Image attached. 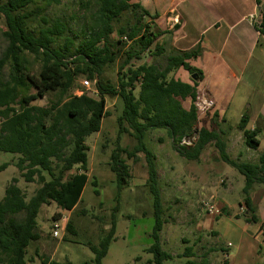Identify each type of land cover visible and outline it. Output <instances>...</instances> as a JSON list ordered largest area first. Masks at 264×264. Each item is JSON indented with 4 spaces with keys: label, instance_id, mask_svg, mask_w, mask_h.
<instances>
[{
    "label": "trees",
    "instance_id": "16d2710c",
    "mask_svg": "<svg viewBox=\"0 0 264 264\" xmlns=\"http://www.w3.org/2000/svg\"><path fill=\"white\" fill-rule=\"evenodd\" d=\"M60 2H0L7 41L0 58V70L7 60L10 64L7 79H0V115L4 117L0 127V150L17 153L16 166L24 181H37L40 184L27 200L16 185V177L5 187V195L0 199V264L27 263L29 245L40 239L36 217L42 205L54 202L60 210L72 212L81 201L83 188L89 178L86 138L100 131L102 119L109 114L106 111V97H118L122 102L116 121V143L108 162L115 174L118 194L129 181L127 160L136 161L138 154L142 153L146 163V185L152 197L154 216L150 232L152 243L146 248L152 255L149 263L164 264V261L173 257L162 249L160 243L164 220L156 157L146 144V134L150 130H165L173 149L189 161H199L202 151L213 144L218 158L244 176L241 193L245 210L241 215L236 214L235 218L243 217L246 222H255V208L249 194L255 185L264 186V150L256 162L232 158L227 152L225 140L215 128V114L211 119L212 125H201L194 131L199 121L194 99L203 73L190 60L201 54L200 44L189 49L176 47L169 54H165L161 44H155L154 49H150L161 35L169 31L154 26L157 16L151 14L139 0L79 1V4L94 9L93 22L80 26L78 30L81 36L75 32L70 34L68 24L61 19L50 20L41 15V24L32 25L41 10L38 4L47 8ZM127 14L131 15V19L117 26ZM261 32L264 34V11ZM120 45L127 49L114 84L103 73L105 67L116 62L115 49ZM24 53L32 54L39 60L40 68L36 74L25 72ZM144 54L150 55L154 61L136 66L131 64ZM160 59L163 62L160 63ZM180 68L189 74L196 73V77L185 82L170 76ZM78 76L94 82L97 97L85 92L70 93ZM29 88H34L35 92L23 94L20 108L16 110L13 106L17 104L19 92ZM51 91L59 92V98L54 103L46 107L32 104ZM187 98L190 100L188 109L182 103ZM247 123L248 117L243 115L237 128L242 133L244 144L256 149L259 130L248 129ZM193 133L195 136L191 138ZM122 134L133 137L135 143L132 148L120 144ZM185 139L188 142L183 143ZM6 166V163L1 164L0 171ZM73 169L75 171L70 173ZM92 183L96 184L95 181ZM117 210L118 205L111 214L109 228L100 231L99 242L96 245L87 243L94 254L93 259L80 264H102L115 234L114 212ZM219 210V214H229L225 206ZM56 216L53 218L58 219ZM65 229L68 234L76 235L71 218ZM62 239L66 240L67 235ZM183 241L186 242L185 239ZM220 250L225 251L222 247ZM195 256L193 248L185 246L179 255L185 258L181 264H209L206 253L200 260H196ZM42 261H49V264H74L70 261H52L46 257Z\"/></svg>",
    "mask_w": 264,
    "mask_h": 264
},
{
    "label": "rangeland",
    "instance_id": "374dc122",
    "mask_svg": "<svg viewBox=\"0 0 264 264\" xmlns=\"http://www.w3.org/2000/svg\"><path fill=\"white\" fill-rule=\"evenodd\" d=\"M6 0H0L4 2ZM81 0H61L60 4L47 7L38 4L41 10L38 11V18L34 20L35 24H41L39 18L43 15L45 18L61 19L68 24L71 32L77 33L80 26L90 25L93 20L94 9L87 8L79 4ZM83 1V0H82ZM148 1V2H147ZM142 4L151 14L156 15L155 25L157 29L169 31L161 35L150 49H154L155 44H161L165 48V54H169L172 49L192 48L191 43L181 45L176 41L178 35L177 29L181 25L179 13L176 11V0H147ZM162 2L165 5L164 10L157 12L158 5ZM188 3H179V10H187ZM159 7V6H158ZM162 11V12H161ZM177 14L178 25L172 27L169 25L170 16ZM162 16H159V15ZM131 15H124L117 26L124 24ZM191 23L184 28V32L189 30ZM172 27V28H171ZM172 29V30H171ZM6 31L5 21L0 15V58L3 56L7 41L4 35ZM116 36L114 35L113 38ZM81 37H78L80 39ZM79 40H77L78 42ZM127 48L118 46L116 51V62L113 65L105 67L103 76L112 83L117 82L119 66L124 60V54ZM25 72L36 74L40 68V62L32 54L24 53ZM159 59V58H158ZM192 60V59H191ZM148 54H144L141 59L133 60L131 64L136 66L143 62H152ZM160 63L163 59H160ZM123 69L122 71H124ZM10 71L9 60L5 62L0 70V79L6 80ZM180 71H184L180 69ZM170 76L181 78L180 73L173 72ZM191 74H187L184 79L190 80ZM85 77L78 76L70 93L81 87V81ZM35 92L34 88L27 91L21 90L17 99V104L13 107L20 108L21 96L25 93ZM69 95V93H67ZM66 95V96H67ZM97 97V95H93ZM59 98V92L51 91L45 94L43 98L32 102L33 105L46 107L54 103ZM122 109V102L118 97H106V111L109 113L102 119L101 129L86 138L88 150V167L89 178L83 188L81 201L72 210V212L61 211L54 202L44 204L40 207L36 217L37 229L40 239L31 243L27 249V263L38 262L43 257L52 261L65 262L70 261L74 264H80L93 259L94 254L87 246V243L96 245L100 240V231L107 230L110 226L111 214L116 205L118 210L114 212L115 216V234L111 241L107 254L102 259V264H151L149 259L152 255L146 251V248L152 243L150 232L154 224L152 197L146 185L147 170L144 156L142 153L136 161L127 160L129 166V181L124 185L118 194L115 174L110 170L108 162L110 154L115 147L117 137V117ZM210 112V111H209ZM206 114H198L199 121L194 127L196 131L201 125L210 126L212 121ZM230 120V118H229ZM4 117L0 115V127ZM230 124V122H229ZM123 135V136H122ZM120 144L131 147L135 141L128 134H122ZM195 136L192 134L191 138ZM237 139V140H236ZM240 139L233 135V142L238 143ZM243 141V138H241ZM243 143V142H242ZM146 144L153 153L157 155L156 163L159 174V189L162 204V219L164 224L160 232V243L162 249L172 254V259L164 261V264H181L185 258L179 257L185 246H191L196 254L195 259L200 260L203 254H207L209 264H225L224 248L227 243L231 242L230 251L237 248V238L235 231L240 232L245 222L242 218L230 220L218 218L208 214L204 206L205 202L214 203L219 209L226 206L227 212L234 216L243 213L242 207L238 205L242 201L241 183L232 180L235 184L233 192H225L224 185L226 178L223 176L218 158L217 149L210 144L207 146V153L200 161H189L173 149L170 138L165 130H150L146 135ZM235 145V144H233ZM241 149V145H235L234 152ZM250 149L252 158L258 151ZM233 151V150H232ZM19 155L0 150V165L6 163L7 166L0 171V199L5 195V187L11 184V179L16 177V185L24 192L25 199H29L40 186L37 181L25 182L20 171L16 166ZM245 157V158H246ZM241 160V159H240ZM226 165V164H225ZM204 167L210 168V181L205 187L202 181L197 177V173ZM226 167L231 168L226 165ZM227 169V168H226ZM73 169L70 173L74 172ZM195 173V174H194ZM95 181L94 185L92 182ZM203 187V188H202ZM97 191V193H96ZM229 205V206H228ZM245 210V208H244ZM66 217L67 221L71 218L72 225L76 235L68 234L66 229L58 237L52 235L53 221L57 220L53 216ZM20 216H18L19 218ZM252 228L254 226H251ZM219 233V236H218ZM67 235V239H62ZM186 240V242L183 241Z\"/></svg>",
    "mask_w": 264,
    "mask_h": 264
},
{
    "label": "crops",
    "instance_id": "0c3cea01",
    "mask_svg": "<svg viewBox=\"0 0 264 264\" xmlns=\"http://www.w3.org/2000/svg\"><path fill=\"white\" fill-rule=\"evenodd\" d=\"M139 1L145 6L147 0ZM176 1L177 7L179 3H188L187 10L183 12L176 7L181 20V25L177 29L178 35L175 36L176 41L181 45L191 43L192 46L199 43L202 49L201 54L190 60V63L203 73V79L199 82L197 90L207 93L215 102L208 116L210 119L213 114L217 116L214 117L215 128L225 140L227 152L232 158L256 162L259 154L264 150V34L258 33L256 28L245 20V16L252 12L262 14L264 0ZM165 5L163 2L158 5L157 12L164 10ZM189 23H191L189 30L184 32V28H187ZM168 24L172 27L178 25L176 13L173 12L170 16ZM180 69L175 71L182 76L179 79L190 82L184 79L187 71H180ZM182 103L184 108L188 109L190 100L187 98ZM243 115L248 117V129L259 130V150L252 158L246 157L251 155L250 148L241 141L242 133L237 128ZM233 135L240 139L238 143L233 142ZM233 144L241 145V149L235 154L232 153L235 149ZM206 153L207 147L202 151L199 161L205 157ZM154 155L157 159V155L155 153ZM219 163L221 174L226 178L224 191L230 194L233 192L235 184L232 180H237L238 184L243 182L242 189L244 176L234 168L226 167L227 164L225 165L223 161ZM210 174L214 172L212 173L207 167L196 174L202 181L203 187L210 181ZM249 196L255 208L253 217L256 221L246 222L243 217H240L245 222V226L240 232L235 231L238 233L235 234L238 241L235 251H230L232 245L230 241L223 248L225 264H264V186L255 185ZM238 205L244 211L243 202L239 201ZM235 215L224 214L217 221L222 218L230 220L235 218ZM65 220L67 224L66 217Z\"/></svg>",
    "mask_w": 264,
    "mask_h": 264
},
{
    "label": "built area",
    "instance_id": "2783aa9c",
    "mask_svg": "<svg viewBox=\"0 0 264 264\" xmlns=\"http://www.w3.org/2000/svg\"><path fill=\"white\" fill-rule=\"evenodd\" d=\"M245 20L253 27L256 28L258 33H261V24H262V14L259 12H252L248 13L245 16ZM87 93L91 96L94 94L96 95V89L94 87V82L89 81L88 79H84L81 81V87L76 88L74 90V94H82ZM214 100L205 92L197 90L195 99H194V105L196 108V111L198 114H206L208 111H210L214 107ZM188 142L187 139L183 141ZM204 206L206 208V211L208 214L216 215L220 213L219 208L211 202H205ZM66 226V220L65 217H59L57 220L53 221L52 224V235L54 237H58L60 234L63 233ZM31 264H49V261H46V263H43L42 260H39L38 262H32Z\"/></svg>",
    "mask_w": 264,
    "mask_h": 264
},
{
    "label": "water",
    "instance_id": "95a60500",
    "mask_svg": "<svg viewBox=\"0 0 264 264\" xmlns=\"http://www.w3.org/2000/svg\"><path fill=\"white\" fill-rule=\"evenodd\" d=\"M196 77V73L191 74V78H195Z\"/></svg>",
    "mask_w": 264,
    "mask_h": 264
}]
</instances>
